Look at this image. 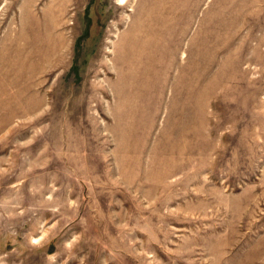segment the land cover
Masks as SVG:
<instances>
[{"label": "rangeland", "instance_id": "1", "mask_svg": "<svg viewBox=\"0 0 264 264\" xmlns=\"http://www.w3.org/2000/svg\"><path fill=\"white\" fill-rule=\"evenodd\" d=\"M0 264H264V0H0Z\"/></svg>", "mask_w": 264, "mask_h": 264}, {"label": "bare ground", "instance_id": "2", "mask_svg": "<svg viewBox=\"0 0 264 264\" xmlns=\"http://www.w3.org/2000/svg\"><path fill=\"white\" fill-rule=\"evenodd\" d=\"M33 22V21H32ZM34 36V35H33ZM41 37V36H40ZM32 39V38H31ZM33 41V40H32Z\"/></svg>", "mask_w": 264, "mask_h": 264}]
</instances>
